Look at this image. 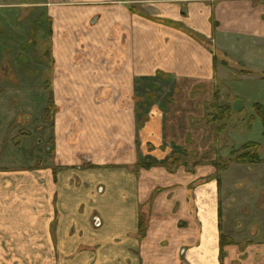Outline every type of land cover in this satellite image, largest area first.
<instances>
[{
	"label": "crops",
	"instance_id": "obj_1",
	"mask_svg": "<svg viewBox=\"0 0 264 264\" xmlns=\"http://www.w3.org/2000/svg\"><path fill=\"white\" fill-rule=\"evenodd\" d=\"M57 1L47 4L52 111L49 100L39 113L0 103V264H264V203L244 204L238 223L247 212L254 221L227 235L215 184L195 188L190 170L136 168L148 143L161 158L184 128L189 145L191 121L177 118L185 108L169 118L167 102L193 97L227 65L264 82V0ZM168 82L172 98H157ZM249 140L260 156L264 141ZM260 158L251 165L263 193ZM115 172L132 184L135 219L148 207L146 234L126 235L135 252L91 210Z\"/></svg>",
	"mask_w": 264,
	"mask_h": 264
},
{
	"label": "rangeland",
	"instance_id": "obj_2",
	"mask_svg": "<svg viewBox=\"0 0 264 264\" xmlns=\"http://www.w3.org/2000/svg\"><path fill=\"white\" fill-rule=\"evenodd\" d=\"M49 3L50 6L56 7L58 1L0 0L2 104L18 103L23 107L28 104L36 113L42 110L43 105L48 104L51 88L49 75H52L53 71L50 36L53 18L47 16ZM227 66L228 75H215L209 83L198 86L193 97L185 94L178 98V103H166L169 106L165 111L167 117L175 118V110L185 108L183 113L177 114V118L187 120L188 124L191 121L192 126L187 130V133L192 132L189 145L184 143V128L177 136L180 144L171 143L166 148L163 145L161 158L153 155L156 147L148 143L146 149L150 154L139 159L136 168L141 170L160 166L170 172L180 171L183 174L184 171L190 170L195 176V188L210 182L215 184L217 190L219 189L221 229L225 234L232 235L236 231L246 232L250 226L249 222L254 221L247 212L248 223H238L243 214L241 207L244 204L249 205L250 201L264 203V192L258 189L257 182L260 180L255 179V170H252L255 165L240 161L243 147L253 142L249 140L250 136L254 140L264 141L261 118L256 110L255 112L254 109H249L251 103H244L248 98L264 99V82L250 78L241 79L242 76L237 72L239 69ZM173 85L171 82L161 85L162 90L157 98H172L170 89ZM235 91L242 92L245 97H232L231 93L234 95ZM222 105L230 108L229 114L223 110ZM261 154L264 156V149L261 150L260 156ZM206 170L210 171V175L201 176V172L204 171V175ZM131 185L125 181V177L115 172L113 178L108 180L106 192L91 204L94 205L91 210L97 211L105 221L106 228L118 235V239L123 237L126 240L124 243H128L131 251L135 252L137 248L132 246L133 240L126 239V235L131 238L138 230L141 236L145 235L149 223L145 221L148 217V207L146 212H143L145 218L140 220L139 217L135 219L132 207L128 205L132 197ZM260 210L264 211V207ZM98 214H94V225ZM167 243L168 241H164V246H167ZM130 259L132 263V258Z\"/></svg>",
	"mask_w": 264,
	"mask_h": 264
},
{
	"label": "trees",
	"instance_id": "obj_3",
	"mask_svg": "<svg viewBox=\"0 0 264 264\" xmlns=\"http://www.w3.org/2000/svg\"><path fill=\"white\" fill-rule=\"evenodd\" d=\"M53 102H54L53 97H52V94L50 93L49 108L47 110V113H50L52 111ZM221 107L223 108V110L226 113L230 112V108L228 106L222 105ZM256 111H257L258 116L262 119V121L264 123V107L260 104H257L256 105ZM258 146L259 145L257 143H254V142L248 143L246 146H244L243 147V155L240 156V161H242L244 163H250V164L260 162L261 158H260L259 153H258ZM250 151H254V152L251 153Z\"/></svg>",
	"mask_w": 264,
	"mask_h": 264
}]
</instances>
